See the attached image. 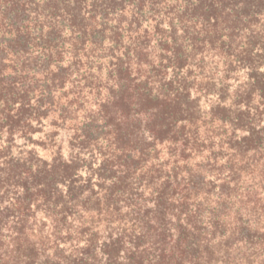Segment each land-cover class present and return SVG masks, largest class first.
<instances>
[{"label":"trees","instance_id":"obj_1","mask_svg":"<svg viewBox=\"0 0 264 264\" xmlns=\"http://www.w3.org/2000/svg\"><path fill=\"white\" fill-rule=\"evenodd\" d=\"M0 264H264V0H0Z\"/></svg>","mask_w":264,"mask_h":264}]
</instances>
